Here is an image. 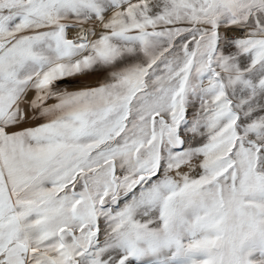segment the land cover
<instances>
[{
    "label": "snow or ice",
    "instance_id": "6c2138e0",
    "mask_svg": "<svg viewBox=\"0 0 264 264\" xmlns=\"http://www.w3.org/2000/svg\"><path fill=\"white\" fill-rule=\"evenodd\" d=\"M0 264H264V0H0Z\"/></svg>",
    "mask_w": 264,
    "mask_h": 264
}]
</instances>
